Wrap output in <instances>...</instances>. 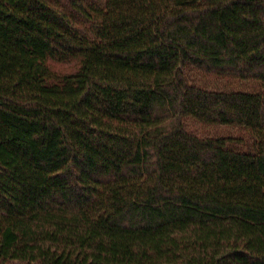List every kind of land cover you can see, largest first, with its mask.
Segmentation results:
<instances>
[{
    "label": "trees",
    "instance_id": "obj_1",
    "mask_svg": "<svg viewBox=\"0 0 264 264\" xmlns=\"http://www.w3.org/2000/svg\"><path fill=\"white\" fill-rule=\"evenodd\" d=\"M7 261L264 264V0H0Z\"/></svg>",
    "mask_w": 264,
    "mask_h": 264
},
{
    "label": "rangeland",
    "instance_id": "obj_2",
    "mask_svg": "<svg viewBox=\"0 0 264 264\" xmlns=\"http://www.w3.org/2000/svg\"><path fill=\"white\" fill-rule=\"evenodd\" d=\"M49 66L54 74L62 75V74H68L74 72L77 68V63L76 62L60 63V62L51 61L49 62ZM190 126L193 127L194 129L204 130L209 133L219 134L223 136L232 135L236 133V131L233 130L232 128L198 125L196 122L193 121H191ZM5 264H26V263H20L17 261H7L5 262Z\"/></svg>",
    "mask_w": 264,
    "mask_h": 264
}]
</instances>
